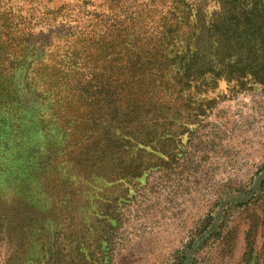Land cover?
I'll use <instances>...</instances> for the list:
<instances>
[{
	"label": "trees",
	"instance_id": "16d2710c",
	"mask_svg": "<svg viewBox=\"0 0 264 264\" xmlns=\"http://www.w3.org/2000/svg\"><path fill=\"white\" fill-rule=\"evenodd\" d=\"M255 87L264 91V0H0V247L6 175L49 184L65 154L86 174L104 165L111 183L135 179L146 167L132 152L171 140L167 118L205 117ZM38 133L42 149L28 145ZM27 192L12 219L36 214Z\"/></svg>",
	"mask_w": 264,
	"mask_h": 264
},
{
	"label": "rangeland",
	"instance_id": "374dc122",
	"mask_svg": "<svg viewBox=\"0 0 264 264\" xmlns=\"http://www.w3.org/2000/svg\"><path fill=\"white\" fill-rule=\"evenodd\" d=\"M208 107L205 117L167 118L176 119L171 140L134 150L146 167L135 179L111 183L104 165L86 174L65 154L49 184L6 175L9 209L28 190L36 214L14 220L7 209L0 264H264V91ZM33 135L28 145L42 149L45 135ZM52 220L42 232L25 228Z\"/></svg>",
	"mask_w": 264,
	"mask_h": 264
}]
</instances>
